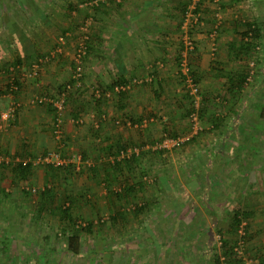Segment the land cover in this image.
Segmentation results:
<instances>
[{
	"label": "rangeland",
	"instance_id": "1",
	"mask_svg": "<svg viewBox=\"0 0 264 264\" xmlns=\"http://www.w3.org/2000/svg\"><path fill=\"white\" fill-rule=\"evenodd\" d=\"M162 1L161 8L151 12H165L162 20L167 29L162 35L168 41L163 44L176 52V86L159 89L154 77L147 76L151 81L140 83L148 96L139 105L140 117L131 113L130 90L120 94L110 88L119 77L108 84L99 79L104 69L98 61L108 50L99 49L98 33L106 15L107 35L114 34L108 32L114 22H123L117 32L123 34L121 38H132L137 26L127 25L128 21H143V26L152 20L134 19L141 0H0V115L11 102L19 104L13 118L0 128V264H224L222 239L240 264H264V0ZM236 20L257 22L263 29L257 49L242 59L229 48L239 40ZM59 37L64 44L56 54ZM83 38L87 42L82 59L84 87L79 90L81 84L66 97L62 122L63 129L69 122L77 133L74 142L67 138L69 144L65 138L64 142L91 165L76 172L70 166L59 170L27 163L30 169L21 173V160L52 149L28 151L31 144L21 139L20 151H10L6 138L18 131L13 126L21 107L20 89L31 87L27 104L47 114V130L53 138L54 109L29 100L37 95L52 98L68 82L73 54ZM185 39L193 46L188 52L189 72L197 80L198 103H204L205 117L197 113L194 96L178 73ZM45 56L51 57L39 64L34 77H28L32 66ZM59 64H63V77L53 85L44 82L45 67ZM245 69V86L232 98L226 92L225 76ZM122 78L129 83L143 77ZM11 79L19 83L14 92L6 90ZM94 88L108 93L103 111L100 106L97 112L95 97L81 102V94L91 90L87 95L91 99ZM193 111L200 126L196 132L190 120ZM91 113L96 120L105 117L97 129L87 121ZM214 116L217 127L208 118ZM143 120L147 125L142 128ZM84 129L90 136L81 139ZM101 130L111 135L107 150L102 148ZM215 134L224 136L216 137L221 154L209 155L211 145L206 141ZM167 138L184 141L177 149H153ZM76 142L91 155L75 147ZM127 149L137 153L114 163L132 158L134 163L129 169H112L110 160ZM127 186L132 188L129 194L122 190ZM136 205L144 206L138 215L132 213ZM237 211L241 221L233 232L230 224ZM74 228L79 231L78 254L67 250V237Z\"/></svg>",
	"mask_w": 264,
	"mask_h": 264
},
{
	"label": "crops",
	"instance_id": "2",
	"mask_svg": "<svg viewBox=\"0 0 264 264\" xmlns=\"http://www.w3.org/2000/svg\"><path fill=\"white\" fill-rule=\"evenodd\" d=\"M134 1V0H133ZM158 4L154 3V0H151L150 2H145L144 0H141L140 7L137 6L135 11V20L139 18V20H144L146 16H148L146 19H152L149 22H147L146 25L141 26L140 22L143 21H137V22H129L127 25L134 24L137 26V30L135 31V35L132 36V38L129 37V35L124 36V38H121L123 34L117 32L118 26L123 25V22L116 23L112 25L113 29L111 28L108 32L112 31L114 34L107 35L106 33V24L109 23L106 19V15L103 16L102 22L103 28L102 32L98 35L99 43V49L108 50L107 54L102 55L104 59V62H101V58H99L98 64L99 67L104 69L103 72H101L102 77H99L102 83L108 84L111 82V79L115 77H124L125 80H132L134 77H143L141 80H144L147 76H153L154 77V83H157V87L159 89H172L175 88V78H176V65L174 61V57L176 55L175 51H172L169 49V46L167 47L166 44H163V42L168 41V38L164 37L162 34L166 33L167 25L164 24L163 20L165 18V12L161 9V13L157 14L152 13V8L160 7L161 3L164 2L162 0H157ZM160 2V3H159ZM165 7H170L169 4H165ZM149 8V10H147ZM172 10V9H170ZM169 10V11H170ZM172 13V11H171ZM169 15V12H168ZM102 17V16H101ZM158 18L159 20H153V18ZM170 17V16H169ZM116 23V24H115ZM111 25V24H110ZM111 32V33H112ZM109 37V39H106V37ZM177 41V40H175ZM174 44V43H173ZM103 45V46H102ZM175 45V44H174ZM177 45V43H176ZM167 47V48H165ZM41 64V63H40ZM63 64H59V66H47L45 67V70H47V73H44V76L48 74V76L44 77V82H50L53 85L54 81L56 82L60 77H63L65 74L64 69L62 67ZM44 69V68H43ZM72 72V71H70ZM27 75V74H26ZM71 73L68 74V77L70 78ZM85 77V76H84ZM82 75V86L79 88V90H82L84 87V80ZM150 78L151 77H147ZM135 79L132 81H128L129 83H125V85H129L128 90L131 92V95L129 96L131 104V113H139V116L141 117L142 114L140 112V104L146 100V95L142 93L140 83H134ZM141 83L147 84L148 81H142ZM2 87V86H1ZM131 88V89H130ZM5 90V88H3ZM57 89V88H56ZM1 90V88H0ZM31 87H27L23 90L20 89V94L18 96V100L21 102V109L19 108V111L17 112V119L16 123L17 125L13 126L18 129V131L12 132L11 135H9L6 138V141H8V146L10 151H20L18 145H20L19 141L21 142V139L27 140L24 141L26 143H30L31 146L27 149L28 151H43L45 148L47 149H54L55 148V142L53 138L50 137L48 134V127L47 124L50 122V120L46 117L47 114L42 112L41 109L34 108L35 106H30L27 104L28 95L30 94ZM74 91V90H73ZM72 91V93H73ZM113 91V90H112ZM92 93L91 90L87 92H83L80 96L81 102H84L86 100H93L92 98L94 95L92 94L91 99L89 96H87L89 93ZM108 93H105L101 95L99 98H94V105L96 106V99L97 105L99 104V108L97 109V112L101 111L100 106L103 109H105V102H107L104 97H107ZM105 99V100H104ZM128 99V98H127ZM100 102V103H99ZM74 105V104H73ZM77 105V104H76ZM85 104H78L77 106L81 107ZM93 105V106H94ZM138 107H137V106ZM76 106V107H77ZM30 107V109H28ZM136 107V108H134ZM137 110V112H136ZM70 111H74V108H70ZM103 115H99V119L96 120L95 117H93V114H89L87 121L91 123L92 127L97 129L100 126V123L103 122L105 119H102ZM81 121V120H80ZM152 119H150L148 122H151ZM96 123V125H95ZM116 123V121H115ZM140 123V122H139ZM46 124V126H44ZM130 124V123H129ZM117 125V124H116ZM126 125H128L126 121ZM135 127V124H133ZM147 124H145V120H143L142 128L143 126L146 127ZM132 126V124H131ZM104 127V126H103ZM133 127V126H132ZM141 127V126H140ZM144 127V128H145ZM104 129V128H103ZM106 130H101L102 139L104 140L102 148L107 150V145L111 143V141L107 142L106 140L111 139V135L105 134ZM80 131V138L86 136H90V133H87L84 129V132ZM226 132V131H225ZM64 138L71 139V142H74V138H77L76 131H73L71 125L69 122L65 123L64 126ZM109 134H112V132H108ZM129 135L131 138L134 137V134L130 132ZM227 133V132H226ZM108 135V136H106ZM213 135V134H212ZM211 135V136H212ZM228 135V134H227ZM82 136V137H81ZM215 138L210 139L208 137L206 143L211 145V149L209 148V155H218L221 154V147H217L216 137L221 136L220 134H215ZM224 136H221L223 138ZM137 137L134 139H130L132 141H136ZM4 140H1L3 142ZM66 143L69 144L68 140H66ZM78 143V144H77ZM80 142H76L75 147L82 149L84 152L86 151L88 155H91V152L88 151L86 146H80ZM81 144V143H80ZM90 146V145H88ZM106 147V148H105ZM212 153V154H211Z\"/></svg>",
	"mask_w": 264,
	"mask_h": 264
},
{
	"label": "built area",
	"instance_id": "3",
	"mask_svg": "<svg viewBox=\"0 0 264 264\" xmlns=\"http://www.w3.org/2000/svg\"><path fill=\"white\" fill-rule=\"evenodd\" d=\"M193 19L197 18L192 17ZM187 19V18H186ZM185 24V22H184ZM183 24V25H184ZM86 38H83L80 40V42L76 46V50L73 54V69H72V83H66L60 90L59 92L52 98L47 97L45 95H37L31 97L29 102L31 104H50L52 108L54 109L55 113V118L52 124V135H53V140L55 142V148L46 152L41 153L40 155L36 156L34 159H27V160H21L20 163L22 165H26L27 163H30L32 166L34 165H44V166H51V167H67L70 166L74 171L78 172L81 169H84V167L88 168L91 163L88 160H83L82 156L74 151L71 147L67 146V144L64 142V129H63V122H62V117L64 114V107H65V102H66V97L73 91V89H77L81 86L82 84V59L84 55L86 54ZM183 46L184 49L180 52V60H179V72L180 75L183 77L181 80L185 83L186 88L189 89V93L194 96L193 99V106L194 108H198L199 103H198V87L194 83L193 78L190 75L189 72V66H188V52L193 50L192 43L188 40L185 39L183 41ZM64 44V40L62 37L58 38L57 42V47L56 50L54 51L56 54L60 53V47ZM51 56H45L42 59H39L38 63L32 66L30 73L27 74L28 77H34L37 74V71L39 69V64L47 62L50 59ZM12 70V68H11ZM12 80V79H11ZM142 81H150V78H144V80H134V83H141ZM10 85V91L14 92L16 91V86L12 84V82H9ZM129 85H116L114 86L113 90L116 93L126 91L128 90ZM94 97L99 98L101 96L100 90H96L94 88ZM19 107V104L17 102H11L9 106L6 108V110L1 113L0 115V121L1 125L4 126L10 119L13 118L15 111ZM105 117L102 116V119ZM190 120L193 122V130L196 132L197 130L200 129V126L198 125V119H197V114L196 111H193L190 114ZM79 122H81L79 120ZM118 123V121H116ZM96 125V123H95ZM130 125V124H128ZM184 139L183 138H167L165 140H162L158 144L154 146L153 149H164V150H169L171 148H179L181 144L183 143ZM137 150L134 149L132 152L131 150H121L115 159H111L110 162L113 163L115 161H119L121 159L129 158L130 155L136 154ZM18 161V160H16ZM35 189L32 188L31 192L34 193Z\"/></svg>",
	"mask_w": 264,
	"mask_h": 264
},
{
	"label": "trees",
	"instance_id": "4",
	"mask_svg": "<svg viewBox=\"0 0 264 264\" xmlns=\"http://www.w3.org/2000/svg\"><path fill=\"white\" fill-rule=\"evenodd\" d=\"M234 27L236 30V34L238 35V43H234L232 42L229 46L230 51H232V53L234 54V56L236 58H244L245 55L252 53L253 51H255L257 49V46L260 44L261 42V38L263 36V29L260 27V24H258L257 22H242L241 20H236L234 22ZM87 43V42H86ZM234 51V52H233ZM236 51V52H235ZM189 59V58H188ZM179 60H180V54H179ZM16 62L19 63V60L16 59ZM13 69L16 68V66L12 65ZM73 67V64H72ZM248 75V71H246V69L243 70H239V71H235V72H230L227 76H225L226 78V92L228 94H230L232 96V98H234V96H238V94H240L241 90L244 88L245 86V78ZM179 76L183 79V77L180 75ZM12 82V84H14L15 86L17 85V87L19 86V83L17 81H15L14 79L10 80ZM9 81V82H10ZM194 83L197 82L195 76L193 78ZM69 83H72V79L69 78L68 79ZM67 82V83H68ZM124 83V84H123ZM113 85H125V81L122 77H119L118 79H116V81L112 82L110 84V88H113ZM64 85L60 86L59 90L63 87ZM6 90L10 91V85L9 83L6 85ZM58 90V92H59ZM101 95H103L104 91L100 90ZM127 91H122L121 93H125ZM204 103H201L200 106L198 107V114L201 117H205L206 114V107L203 105ZM44 105H49L51 107L50 104H44ZM193 109L191 108L190 111H192ZM54 111V110H53ZM210 120H212V122H214V127L218 126L219 120L214 116V117H208ZM65 141V140H64ZM134 158H132V160H125L126 162L120 163V162H113L112 165H110V167L112 169H120L125 166L124 168L129 169L130 165H132L134 163ZM18 170L19 172L23 173L27 170L30 169V164H26V165H22V164H18ZM65 168L68 167H58L57 169L59 170H63ZM105 170V169H104ZM109 172V171H108ZM110 174V173H108ZM105 181L108 180V178H104ZM121 190V189H120ZM123 192L125 194H129L132 191L131 186H127L126 188H122ZM120 193V192H119ZM124 195V194H123ZM66 205V204H65ZM68 207L67 206H63L61 212L63 214L66 213V209ZM142 209H144V206H137L135 207V210L132 212L134 215H138ZM239 211L234 212L233 216H232V223L231 225V229L234 232V230L236 229L237 225H239L240 223V217H239ZM117 218H118V214H116ZM116 217L113 218V221L117 219ZM234 223V224H233ZM90 226V225H89ZM87 226V229H89L90 227ZM78 228V226H77ZM77 228H74L72 231V234L69 235L67 237V250L70 251L73 254H78L79 252V231L77 230ZM221 256H223V263L224 264H240V261L237 260L233 253H232V249L231 247L227 246V240L226 239H222V251H221Z\"/></svg>",
	"mask_w": 264,
	"mask_h": 264
}]
</instances>
